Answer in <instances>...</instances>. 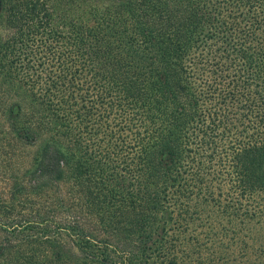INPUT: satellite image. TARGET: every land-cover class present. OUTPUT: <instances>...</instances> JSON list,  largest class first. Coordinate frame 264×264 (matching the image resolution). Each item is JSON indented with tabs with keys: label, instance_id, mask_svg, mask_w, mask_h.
<instances>
[{
	"label": "trees",
	"instance_id": "trees-1",
	"mask_svg": "<svg viewBox=\"0 0 264 264\" xmlns=\"http://www.w3.org/2000/svg\"><path fill=\"white\" fill-rule=\"evenodd\" d=\"M0 264H264V0H0Z\"/></svg>",
	"mask_w": 264,
	"mask_h": 264
}]
</instances>
